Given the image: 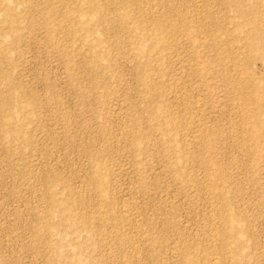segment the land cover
Masks as SVG:
<instances>
[{
    "label": "rangeland",
    "instance_id": "obj_1",
    "mask_svg": "<svg viewBox=\"0 0 264 264\" xmlns=\"http://www.w3.org/2000/svg\"><path fill=\"white\" fill-rule=\"evenodd\" d=\"M80 3L0 0V264H264V0Z\"/></svg>",
    "mask_w": 264,
    "mask_h": 264
},
{
    "label": "bare ground",
    "instance_id": "obj_2",
    "mask_svg": "<svg viewBox=\"0 0 264 264\" xmlns=\"http://www.w3.org/2000/svg\"><path fill=\"white\" fill-rule=\"evenodd\" d=\"M171 1V0H170ZM96 0H81V3L80 4H78L77 6H75L74 7V10L76 11V12H78V14L80 15V17H81V15H82V17L84 16V14H85V10L87 11V10H91V11H96L97 9H98V7H97V5H96ZM11 8V7H10ZM5 9H7V8H5ZM8 10H9V8H8ZM245 12V11H244ZM127 14V13H126ZM8 15V14H7ZM92 15H94V14H92ZM129 15V14H128ZM150 15V14H149ZM149 15L148 16H146V14H145V16L146 17H149ZM152 15V14H151ZM129 17H131V16H129ZM11 17L9 16V18H8V20L10 19ZM152 19H153V17H152ZM126 20V19H125ZM158 20V19H157ZM156 21V18H154V20H153V25L151 26V28L152 27H155L156 26V23L157 22H155ZM140 25V24H139ZM149 25V24H148ZM138 26V25H137ZM144 27V26H143ZM141 28V27H140ZM255 28V27H254ZM253 27H251V28H249L248 30H247V33L245 34L246 35V38H247V40H246V45H247V47L249 48V50H248V53H249V56L250 57H252V58H256V59H258V60H261V61H264V42L262 41V42H260L259 44L255 41L256 40V32H255V30L256 29H254ZM153 30V29H152ZM155 30V29H154ZM153 32V31H152ZM150 34V33H149ZM145 36H146V34H145ZM153 36V35H152ZM154 36H158V34H157V32L155 33L154 32ZM261 36V35H260ZM156 37L154 38V40L156 39ZM261 38H262V36H261ZM263 38H264V36H263ZM156 41V40H155ZM260 41H261V39H260ZM154 46H155V44H154ZM246 51V50H245ZM248 55V54H247ZM207 68V67H206ZM0 70H1V68H0ZM201 70V69H200ZM10 78H11V76H10ZM250 87V88H252V92L255 90V83H253L252 81H250V79H246L245 81H244V83L241 85V88H245V87ZM240 89V88H239ZM254 89V90H253ZM17 93V92H16ZM254 94V92L252 93V95ZM255 94H257L256 92H255ZM16 100H17V98H15ZM18 101H19V98H18ZM17 101V102H18ZM8 102V101H7ZM1 108V107H0ZM257 110H255V112H256ZM254 112V111H253ZM254 114V113H253ZM11 117V116H10ZM4 118H7V117H4ZM253 125L257 128V129H260L261 128V122H260V120L258 119V118H256V116L254 115L253 116ZM9 119V118H8ZM16 129H18V128H16ZM213 193V192H212ZM219 195H217V197H218ZM223 196V195H222ZM81 201V200H80ZM216 203V202H215ZM216 208V207H215ZM102 212H103V210H102ZM104 213V212H103ZM105 213H106V211H105ZM227 213V212H226ZM234 214V213H233ZM104 215V214H103ZM107 215V214H106ZM126 215V214H125ZM219 215H221V214H219ZM102 216V215H101ZM237 216V215H236ZM123 217H124V215H123ZM241 218V217H240ZM238 219V218H237ZM224 223H222V229H221V231H220V233H221V235H223L225 238H228V239H239V242H241L242 240H241V237H238V232H239V229H238V227L236 226V224L234 223V216L233 215H231V214H226V215H224ZM222 220V221H223ZM236 222V221H235ZM213 225V224H212ZM106 226V225H105ZM211 228V227H210ZM246 229V228H245ZM245 229H244V231H245ZM241 231V230H240ZM241 234V233H240ZM214 235H216V234H214ZM218 237V236H217ZM213 240V239H212ZM238 242V243H239ZM242 244V243H241ZM219 248V247H218ZM216 249V248H215ZM211 255V254H210ZM183 256V255H182ZM185 258H187V257H185ZM228 259V258H227ZM214 261V260H213ZM218 262V261H217ZM195 263V262H194ZM183 264V263H182ZM212 264V263H211ZM214 264H218V263H214Z\"/></svg>",
    "mask_w": 264,
    "mask_h": 264
}]
</instances>
